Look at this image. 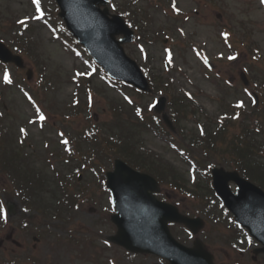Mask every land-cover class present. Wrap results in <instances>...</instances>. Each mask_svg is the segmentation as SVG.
<instances>
[{
  "label": "rangeland",
  "instance_id": "1",
  "mask_svg": "<svg viewBox=\"0 0 264 264\" xmlns=\"http://www.w3.org/2000/svg\"><path fill=\"white\" fill-rule=\"evenodd\" d=\"M24 6L20 7L19 2ZM15 2L13 7H9V13H19L22 15L27 10V4L25 0H18ZM180 8L188 14L190 20L188 21L185 29L188 34L191 35L192 40L198 45H204L205 49L211 58L215 59L214 66L216 67V72L223 75L225 78H230L232 82L239 85L240 75L239 72L242 66L246 65L249 68H253L256 74H260L264 77V14L259 0H180ZM198 10V12H194ZM218 13L222 16L218 17ZM229 26L231 29L238 32L236 40H240L246 35L252 34L255 39V46L259 49L260 59H257L254 63L249 56L240 54L236 59L231 58L233 54L221 39V34L224 32L225 27ZM2 34L0 30V35ZM42 51L45 57L54 71H60V79L62 83L60 88L65 85L66 73L71 71L73 59L71 56L66 54L58 42H51L49 34L45 31L42 35ZM155 59L153 60L157 68L163 69V51L164 48L161 44H156L152 48ZM172 50L175 53V59L178 64L184 65L190 72L194 79L196 85L190 87L195 91L201 105L205 108L206 112L215 115V105L214 101L208 97L209 94H215L220 92V88L215 85L217 83L208 79L201 71V65L197 62L194 56V50L191 45H184L182 42L178 44H173ZM225 58L220 59L221 56ZM230 62H228L226 60ZM252 63V64H251ZM0 72V77H1ZM35 76L33 77V79ZM32 79V80H33ZM204 88L207 93H200L198 89ZM70 88H62L60 92L57 93L58 97H68L70 95ZM241 95L237 94V97ZM236 96H233L235 98ZM20 100V97L17 98ZM45 100V98H43ZM45 107H50V102H45ZM49 109V108H48ZM108 105L104 102L100 96L95 105V110L97 112V119L101 122H106L112 117L111 112L108 111ZM104 110V111H103ZM51 111V110H50ZM51 120H55L58 116L50 115ZM203 118V117H201ZM187 130L186 133L190 134L191 131L196 130L195 117L190 116L182 122ZM178 135V134H176ZM181 137L176 136L179 141ZM40 139L39 141H41ZM182 140V139H181ZM150 145L155 151L161 153V155L168 159L183 175L182 177L190 180V176H194L191 170L189 171V165L185 164L180 160L176 152L172 151L164 142L158 140L157 138L150 139ZM92 194L103 203H107L106 199L97 190V188L92 187ZM16 202V201H15ZM187 204H195V201L188 198L185 199ZM90 206L97 208L92 210L89 209ZM189 205H187L188 207ZM86 209L85 212H79L78 219L76 221L77 225H80L83 231L91 232L88 236L93 237V241H84L82 246H78L73 240H66L60 245L54 243V236H47L46 238L40 237V242L37 245L36 239L38 240V232L35 234L33 231L27 229L26 232L18 226V212L19 207L16 205L15 213L11 216V221L6 222V227L1 231L0 235L5 238V235L11 232L14 233V239L20 242L19 248L16 244L11 241H5L0 247V264H15L19 259L17 256H35L40 259L39 264H108V258H113V256H121V251L116 247L107 248L97 244L96 235L98 234L97 221L100 220V216L105 218L109 217V211L104 210L101 207L96 206L94 203L83 208ZM216 225V224H214ZM44 228V227H43ZM36 229V228H35ZM105 232L111 231V223L103 225ZM36 232V231H35ZM40 232V231H39ZM60 232V231H59ZM65 235L64 232H61ZM27 234V236H26ZM227 231H222L216 234L215 249L218 254L219 264H255L254 260L250 258L251 253L245 256L238 255L233 249H230L226 243L222 241V236L225 238L228 236ZM222 238V239H221ZM96 243H95V242ZM36 247V249L34 248ZM262 256L258 257V261H261Z\"/></svg>",
  "mask_w": 264,
  "mask_h": 264
},
{
  "label": "snow or ice",
  "instance_id": "2",
  "mask_svg": "<svg viewBox=\"0 0 264 264\" xmlns=\"http://www.w3.org/2000/svg\"><path fill=\"white\" fill-rule=\"evenodd\" d=\"M261 2L264 3V0H261ZM34 3H36L37 6H38V5H39V0H34ZM38 10H39V8H38ZM21 23H23V21H21ZM231 58H233V57H230V59H231ZM5 80H6V81L8 80L7 75L5 76ZM8 82H10V81H8ZM39 118H40L41 120H43V119H44V116L41 115ZM21 131H23V130H21ZM64 143H67V141H64Z\"/></svg>",
  "mask_w": 264,
  "mask_h": 264
}]
</instances>
